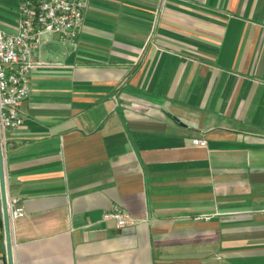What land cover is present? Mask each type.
<instances>
[{"label":"crops","instance_id":"crops-1","mask_svg":"<svg viewBox=\"0 0 264 264\" xmlns=\"http://www.w3.org/2000/svg\"><path fill=\"white\" fill-rule=\"evenodd\" d=\"M34 55L1 138L13 264H264V0H88Z\"/></svg>","mask_w":264,"mask_h":264},{"label":"built area","instance_id":"built-area-1","mask_svg":"<svg viewBox=\"0 0 264 264\" xmlns=\"http://www.w3.org/2000/svg\"><path fill=\"white\" fill-rule=\"evenodd\" d=\"M19 18L14 31L0 29V136L8 128L22 123L19 105L30 90V77L35 66L46 64L34 52L42 35L75 44L81 30L88 0H17ZM192 143L205 145L204 138ZM8 220L25 214L18 197L6 194ZM117 227L130 222V217L117 206L103 213Z\"/></svg>","mask_w":264,"mask_h":264},{"label":"water","instance_id":"water-1","mask_svg":"<svg viewBox=\"0 0 264 264\" xmlns=\"http://www.w3.org/2000/svg\"><path fill=\"white\" fill-rule=\"evenodd\" d=\"M0 193H1V201H2V209H3V222H4V229H5L7 262L8 264H13L11 237H10V230H9V220H8V213H7V207H6L4 160H3L1 136H0Z\"/></svg>","mask_w":264,"mask_h":264}]
</instances>
